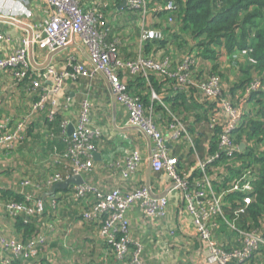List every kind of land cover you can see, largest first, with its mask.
<instances>
[{"label": "built area", "instance_id": "2783aa9c", "mask_svg": "<svg viewBox=\"0 0 264 264\" xmlns=\"http://www.w3.org/2000/svg\"><path fill=\"white\" fill-rule=\"evenodd\" d=\"M12 1L0 0V13L7 9L11 14L31 15L24 6V0L22 4ZM151 1L125 0V4L129 9H139L146 15ZM47 2L53 13L42 24L43 35L36 40L54 52L65 49L75 36H80L88 48L93 67L71 58L67 63L69 67L64 70L57 71L53 66L47 68V77H52L54 81L52 90L60 92L67 79H92L97 73H102L116 101L128 112L125 126L137 128L148 138L152 170L163 171L174 186L182 190L185 207L193 215L200 239L207 245L208 261L213 264H264V185L259 188L264 133L258 132L242 142L238 140L248 126L244 113L248 108L243 110V107L249 103L241 106L235 95L227 92L223 77L217 72H210L201 81L192 77L194 69L187 73V68L197 63V55L201 52L196 45H191L189 54L184 55L178 65L176 63V68L168 55L155 59L152 55L141 53L133 61H123L113 44L105 40L101 6L86 9L81 0ZM152 3L156 13H166L169 23H175L174 15L179 10L175 0H156ZM4 37L0 31V43ZM156 39H164L162 29L143 27L139 37L141 49L148 41ZM237 51L248 58L255 70L258 60L253 56V49L238 48ZM122 68L145 80H149L150 73L168 75L176 82L172 83L174 96L181 90L192 93V101L202 104L203 111L208 115L207 126L211 133L210 141L206 143L208 158H199L198 145L186 120L172 117V140L175 144H184L185 149L188 147L189 152L198 158L190 172L181 169L179 156L169 152V140L158 125L154 107L145 106L138 92H133L130 77L121 74ZM1 70L9 71L13 84L18 88L26 87L33 99L24 105L27 109L24 114L12 112L0 117V161L29 140L30 130L39 121H42L39 129L43 138L53 137L48 122L58 114L55 107H47L46 89L43 88L41 74L31 65L27 47H15L7 57L0 58ZM255 72L241 91L242 98L249 102L255 91L264 89V75ZM133 88L138 91L137 86ZM151 98L160 102L154 90ZM82 103L79 121L64 120L62 123L64 134H67L69 125H73V131L65 139L67 146L64 151L54 147L50 152L52 162L56 164L50 165L52 173L47 179L35 181L28 173L18 176L19 179L13 182V187L18 190H11L22 200L13 195L5 196V191L10 189L0 188V229L2 214L14 222L21 221L24 228L30 229L26 238L0 235V264H43L46 246L56 235L63 249L74 252L67 239L85 222L95 225L98 239L107 246V254H112L118 262L147 264L141 257V247L131 237V223L126 213L133 202L140 200L144 210L143 221L166 216L169 197L154 194L146 185L137 186L124 194L122 190L128 188L125 187L127 184L104 188L90 178L95 169L94 154L98 151L95 141L103 136V129L91 124L90 98L86 97ZM213 145L216 146L214 150ZM121 152V163L114 159L110 162L111 165L123 166L120 176L126 183H131L140 169L142 154L137 148L123 146ZM71 176H82L83 182L72 183L46 197L56 182ZM259 203L263 211L255 215L253 208Z\"/></svg>", "mask_w": 264, "mask_h": 264}, {"label": "crops", "instance_id": "0c3cea01", "mask_svg": "<svg viewBox=\"0 0 264 264\" xmlns=\"http://www.w3.org/2000/svg\"><path fill=\"white\" fill-rule=\"evenodd\" d=\"M81 1L86 9L93 6L98 8L101 6V11L106 9V13H103L106 21H110L112 24H114V21L123 24L122 13L125 8L127 9L125 0ZM12 2L22 4L23 0H13ZM23 3L31 13L30 16L24 13L11 14L6 11L7 9L0 13V31L5 35L0 43V58L7 57L15 47H27L31 65L41 74L40 79L42 80L43 88L46 89L47 107L48 105L49 107H55L63 120H69L73 123L78 122L83 108L82 102L86 97L90 98L92 102L91 124L103 129V136L97 144V152L100 153V158L95 160V169L90 178L104 188L109 185L124 186L127 184L125 187L128 188L122 190L124 194L133 191L137 186L146 185L151 187L154 194L167 195L169 197V207L166 216H155L143 221L144 210L140 200L133 202L127 210L126 216L131 223L130 234L134 243L139 244L141 247V257L147 264H213L207 259V245L200 239L195 229L193 215L188 213L185 207L182 190L176 188L163 171L154 172L152 170L151 144L140 130L125 126L128 112L123 105L116 101L106 77L102 73H97L92 79L81 78L78 81L67 79L64 88L60 92L52 90L54 81L52 77H47V68L53 66L57 71L64 70L67 68L66 64L71 58L84 61L89 67L93 68L90 64L88 48L80 36H75L65 49L50 52L36 38L43 35L42 24L52 15L51 6L47 0H24ZM153 6L154 3L149 2L150 11L146 15H143L141 11L139 12V19L136 25L141 28L138 36H140L143 27H150L148 25L151 23H165L166 17L160 16L161 13L156 16ZM160 26L163 29L166 27L165 25ZM171 29L173 30V28ZM173 31L171 33H177V29ZM186 32L190 33L189 31ZM138 36L135 37L136 42ZM175 40V35H171L167 46L161 52V57L164 53L174 55L172 57L173 63L179 62L184 55L189 54L187 49L194 45V43H188V48L184 45V48L180 47L177 49ZM125 43L128 42L125 41ZM141 53L142 49L139 47L136 58ZM234 54L227 57L225 71L220 73V75L222 74L221 77H223L224 87L227 92H233L236 101L243 106L246 100L241 95L242 83L247 79L243 80L242 78L244 76L250 78L256 72L254 67L251 68L249 61L238 53V58L239 56L242 58L240 63L231 62L230 58ZM153 57L160 59L156 55H153ZM173 58L178 60L174 61ZM61 60H64V62ZM209 63L206 61V64ZM215 63L217 62L215 61ZM240 67H246V70L241 74L236 70ZM174 68H176V65ZM122 69V74L130 77L129 81L133 92L139 93L140 90L143 91V79H140L137 74L128 71L127 68ZM210 70L199 67L193 70L192 77L199 81L204 80ZM231 72H236L234 74L235 77L231 76ZM154 75L155 77L159 76L158 73H154ZM134 86H137L138 91L133 88ZM152 92L153 90L151 89L150 94ZM156 93L160 98V102H157L156 118L159 127L164 130L165 136L169 140V152L179 156L181 159L180 167L184 172H190L198 158L191 151L189 152L188 147L185 149L184 144H175V141L172 140L171 118L179 116L186 120L185 118L187 117L189 128L194 134V139L198 145L199 158L206 159L208 158L206 143L210 141L211 136L210 129L207 126L208 115L203 113L202 104L198 101L195 104H191L193 103L191 97L187 100L186 105H180L181 100L175 99L171 83H163L161 92ZM188 93L190 95L191 92ZM29 95L26 87L21 86L18 88L13 84L9 71H0V117L12 112L24 114L27 111L24 105H27V102L33 99ZM263 98L264 96L258 93L251 98L249 105H246L247 107H243V110L248 108L244 111L248 126L239 136V141H245L259 132L253 128L252 123L264 121V117H259L260 110L264 104ZM204 114H206V118L203 117ZM197 118L199 119L198 121H196ZM201 127L204 131L198 132L197 130ZM123 134L126 135L123 136ZM121 146L127 147V149L131 147L137 148L142 154L140 169L133 180H131V183H126L120 176L121 167L123 166L111 165L110 162L111 159L119 163L123 161ZM52 159V157L45 154L43 149H37L33 146H30L27 150L19 148L14 152L12 151V154L5 156L0 161V188L18 190V188L13 187L14 180L19 179L18 176L27 173V175H39V178L46 180L52 173L50 165L56 164L52 162ZM75 208L79 209V207ZM72 210L75 213L74 209ZM1 219L0 235L16 236L18 238L27 237L29 232L26 230L28 229L24 228L21 223L14 222L4 214H2ZM96 231L97 229L92 222H85L79 225L67 239L74 247V252L63 249L60 246L61 240L57 235L51 237L52 240L46 246L42 257L43 264H121L112 254H107V246L98 239Z\"/></svg>", "mask_w": 264, "mask_h": 264}, {"label": "trees", "instance_id": "16d2710c", "mask_svg": "<svg viewBox=\"0 0 264 264\" xmlns=\"http://www.w3.org/2000/svg\"><path fill=\"white\" fill-rule=\"evenodd\" d=\"M156 0H152L151 3ZM179 6L178 12L174 15L176 27H179L180 30L189 31L190 35L195 37L198 45L197 48L201 49V54L205 58L212 57L216 54V45L223 43L228 52H233L238 48H252L253 56L258 60V65L255 67V70L262 75H264V0H175ZM122 16H126V12L131 15H134L136 21H132L130 18H123V32L125 28L130 26L129 24H134V27L138 30L137 35H139L140 26L136 25V22L139 19V12L141 10L124 9ZM106 13V9L102 11ZM160 12L156 13V16H159ZM161 16L166 17L165 23L157 24L151 23L148 26L151 28H159L158 25H165V29H162L164 32V39H156L153 41H148L145 47H142V53L146 55H156L161 56V52L164 51V47L167 46L171 34L167 32H174L176 29L175 23L172 25L169 23L167 14L161 12ZM105 21L104 30L106 32V42L108 44H113V47L119 53L120 58L123 61H133L137 59L134 57L133 52L125 50L126 46L122 44L129 38L125 35L119 34V25L117 23L112 24L110 21ZM130 28V27H129ZM173 28V30L171 29ZM161 29V28H159ZM181 30V31H182ZM173 34V33H172ZM139 37L137 38L138 48L141 47L139 43ZM123 53V54H122ZM140 53V52H139ZM140 55V54H139ZM168 55L171 59L170 54H163L162 57ZM134 57V58H133ZM131 58V59H130ZM173 66L176 65L172 63ZM253 65H251V68ZM254 70V71H255ZM122 74V73H121ZM159 74V73H158ZM161 76V77H160ZM251 78V77H250ZM143 79V91L140 90L138 96L141 101L147 107H154V111H157L158 101L151 100V89L156 92H161L163 83H175L173 78L168 75L159 74L158 77H155L154 73H150L149 80ZM158 79V80H157ZM258 93H261L264 96V89L255 91L251 96H256ZM192 93H188V90H181L175 96V99L181 100L180 105H186L187 100L191 97ZM251 97V98H252ZM264 101V98H263ZM179 102V101H178ZM202 106V105H201ZM203 110V106H202ZM203 113H206L203 111ZM198 116V115H197ZM206 118V114L203 116ZM259 117H264V104L260 110ZM199 119L197 118L196 121ZM63 118L60 117L59 113L56 118L48 122V128L54 134L53 137L44 139L43 135L40 133L39 125L42 121L37 122V126L30 130V137L24 144L19 148L22 150L29 149L30 146H33L37 149H43L45 154L50 156V152L53 151L54 147H57L59 150L64 151L66 149L65 139L68 137L67 134L63 133ZM45 123V122H44ZM200 123V122H199ZM253 128L256 131L264 133V121L253 122ZM251 124V125H252ZM37 130V131H35ZM201 132L200 130H197ZM101 138L96 139V144L99 143ZM199 144V142H198ZM213 145L212 150L215 149ZM183 160V159H182ZM181 161V159H180ZM262 168L260 172V181L259 188L264 185V157L261 159ZM64 167V166H56ZM195 176V175H193ZM43 180V179H42ZM262 188V187H261ZM5 196L13 195L17 200H22V197L18 194L13 193V190H7L4 193ZM42 195H45L43 193ZM53 195V194H52ZM50 193L46 197L52 196ZM263 211L261 203L255 205L253 208L254 214H258ZM22 226V222L20 221ZM18 223V225H19ZM28 229V228H26ZM30 229L26 230L29 232ZM29 234V233H28ZM27 234V235H28Z\"/></svg>", "mask_w": 264, "mask_h": 264}, {"label": "rangeland", "instance_id": "374dc122", "mask_svg": "<svg viewBox=\"0 0 264 264\" xmlns=\"http://www.w3.org/2000/svg\"><path fill=\"white\" fill-rule=\"evenodd\" d=\"M162 15V14H161ZM160 15V16H161ZM124 17H127V18H130L132 21H136L137 19L136 18H134V15H131V14H129L128 12H126V16L124 15V16H122V20H123V18ZM113 21V20H112ZM124 22V21H123ZM114 23H117V25H119V34L122 36V35H125L127 38H129L128 40H126L128 43H125V42H122V44L123 45H125L126 46V48H125V50H127V51H129V52H133V54H134V57H136V55H137V49H138V45H137V42L135 41V37L136 36H138L137 35V33H138V30L134 27V24H132V23H130V28H125V30H124V32H123V28H124V26H122V24H120L119 22H117V21H114ZM175 25V24H174ZM177 25V24H176ZM176 25H175V27H176ZM158 26H160V25H158ZM159 28H161V29H163L161 26L159 27ZM176 29H177V33L179 32V34H172L171 32H167V33H169V34H171V35H175V38H176V40H175V46L177 47V49H179L180 47H182V48H184V45H186L187 46V48H188V43H194V45H198V44H196L195 43V37H193L192 35H190V33H188V32H186L185 30H180V28L179 27H176ZM186 43V44H185ZM188 44V45H187ZM192 48H188L187 49V51H189L190 52V50H191ZM216 54L214 55V56H212V57H208V58H205L204 56H203V53L201 54V56L200 55H197V58H198V62H197V65L194 63V65L195 66H193V67H188L187 68V73H190V71H192L193 69L195 70V69H197V68H199V67H201V69L203 68V69H205V68H208V70H210V72H217V73H222L223 71H225V64L227 63L226 62V60H228V56H232V54H234L233 55V57L232 58H230V61L231 62H235V63H237V64H239L240 63V60L242 59L240 56H239V58H238V55H237V53H238V51H237V49L235 50V52H228L227 51V48H226V46L223 44V43H221V44H217L216 45ZM123 54V53H122ZM171 56L172 57H174V55H172L171 54ZM133 57V58H134ZM244 58L245 59H248L247 57H245L244 56ZM131 59V58H130ZM174 59V61H177L178 59H175V58H173ZM172 60V59H171ZM62 62H64V60H61ZM60 61V62H61ZM206 61H208V62H210L209 64H206ZM215 61L218 63H215ZM66 63H67V61H66ZM179 63V62H178ZM178 63H177V65H178ZM204 64H206V66H204ZM67 65V64H66ZM67 67H69V66H67ZM207 70V69H206ZM236 70H238L239 71V73L241 74L243 71H245L246 70V67L245 68H243V67H240V68H238V69H236ZM236 72H234V73H232L231 72V76L232 77H235V74ZM244 74H245V72H244ZM222 75V74H221ZM251 77V76H250ZM252 78V77H251ZM251 78H248V76L246 77V76H244L242 79L243 80H246L244 83H242L243 85H242V89L250 82V80H251ZM237 84H239V82H237ZM99 91V90H98ZM194 92V91H193ZM231 94L233 95V92H231ZM91 95L93 96V97H95L94 96V94H92L91 93ZM91 97V96H90ZM193 103H191V104H195L196 102L195 101H192ZM245 103H249V100L247 99L246 101H245ZM185 107V106H184ZM185 109H186V107H185ZM186 119V122H187V117L185 118ZM188 123V122H187ZM199 130L201 131V132H203L204 131V129L201 127V128H199ZM35 181H42V179L41 178H39V175H34V174H31L30 175Z\"/></svg>", "mask_w": 264, "mask_h": 264}, {"label": "water", "instance_id": "95a60500", "mask_svg": "<svg viewBox=\"0 0 264 264\" xmlns=\"http://www.w3.org/2000/svg\"><path fill=\"white\" fill-rule=\"evenodd\" d=\"M72 131H73V125H69L67 135H70ZM94 158H95V160L96 159H99L100 158V153L99 152H96L94 154ZM82 182H83V177L82 176H71V177L65 179L64 181L56 182L51 187L49 193L52 195V194L56 193L57 190H64V189H66L72 183L79 184V183H82Z\"/></svg>", "mask_w": 264, "mask_h": 264}, {"label": "clouds", "instance_id": "9594fccd", "mask_svg": "<svg viewBox=\"0 0 264 264\" xmlns=\"http://www.w3.org/2000/svg\"><path fill=\"white\" fill-rule=\"evenodd\" d=\"M200 55H201V52H200Z\"/></svg>", "mask_w": 264, "mask_h": 264}]
</instances>
